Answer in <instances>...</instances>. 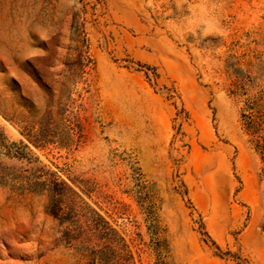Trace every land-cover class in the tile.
Returning <instances> with one entry per match:
<instances>
[{
  "label": "rangeland",
  "instance_id": "374dc122",
  "mask_svg": "<svg viewBox=\"0 0 264 264\" xmlns=\"http://www.w3.org/2000/svg\"><path fill=\"white\" fill-rule=\"evenodd\" d=\"M74 15L71 141L36 146ZM258 97L264 0H0V264H90L110 229L131 264H264Z\"/></svg>",
  "mask_w": 264,
  "mask_h": 264
},
{
  "label": "trees",
  "instance_id": "16d2710c",
  "mask_svg": "<svg viewBox=\"0 0 264 264\" xmlns=\"http://www.w3.org/2000/svg\"><path fill=\"white\" fill-rule=\"evenodd\" d=\"M79 20L80 17L74 15L71 23V44L69 46L71 55L65 62V75L62 83L66 94L65 92L61 93L54 100V93L49 86H46L49 96L46 99V108L42 117L25 127V136L36 146L55 142H58L60 146H67L71 141L75 126L72 127L73 121L67 116L69 103L72 101L70 90L81 80L90 62L87 56V39L84 27ZM237 89L244 91L243 86H237ZM239 95L244 94L240 92ZM262 100L263 97H258L248 101L246 109L249 113L242 114L247 130L259 138L256 147L261 152L264 151V102ZM36 124L39 125V128L34 131ZM261 160L264 163V154L261 155ZM55 183L59 184L57 180ZM34 186L43 187L45 183H36ZM52 199L57 200L58 194L53 193ZM95 237L100 241L99 244L86 245L81 248L82 252H85L86 256L91 259L90 264H131V251L123 238L118 236L114 230H98Z\"/></svg>",
  "mask_w": 264,
  "mask_h": 264
}]
</instances>
